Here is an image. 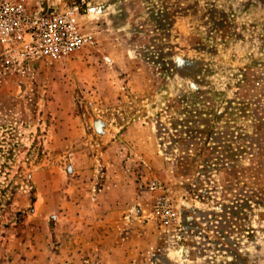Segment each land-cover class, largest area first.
<instances>
[{
    "label": "rangeland",
    "instance_id": "374dc122",
    "mask_svg": "<svg viewBox=\"0 0 264 264\" xmlns=\"http://www.w3.org/2000/svg\"><path fill=\"white\" fill-rule=\"evenodd\" d=\"M48 4L86 42L0 34V264H264V0Z\"/></svg>",
    "mask_w": 264,
    "mask_h": 264
},
{
    "label": "built area",
    "instance_id": "2783aa9c",
    "mask_svg": "<svg viewBox=\"0 0 264 264\" xmlns=\"http://www.w3.org/2000/svg\"><path fill=\"white\" fill-rule=\"evenodd\" d=\"M48 1L41 0L45 4L31 10L19 1L0 0V34L24 59L42 53L65 55L86 42L69 14L56 12Z\"/></svg>",
    "mask_w": 264,
    "mask_h": 264
},
{
    "label": "trees",
    "instance_id": "16d2710c",
    "mask_svg": "<svg viewBox=\"0 0 264 264\" xmlns=\"http://www.w3.org/2000/svg\"><path fill=\"white\" fill-rule=\"evenodd\" d=\"M11 136L8 132L0 131V172L7 167V161L12 154Z\"/></svg>",
    "mask_w": 264,
    "mask_h": 264
}]
</instances>
